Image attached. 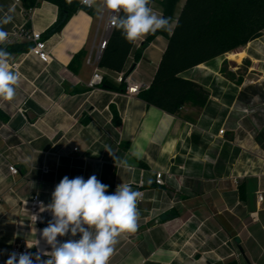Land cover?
Listing matches in <instances>:
<instances>
[{"label": "crops", "instance_id": "0c3cea01", "mask_svg": "<svg viewBox=\"0 0 264 264\" xmlns=\"http://www.w3.org/2000/svg\"><path fill=\"white\" fill-rule=\"evenodd\" d=\"M156 1L151 7L163 16ZM99 4L49 33L59 17L56 3L0 0V18L13 17L3 29L42 32L51 54L43 62L23 38L0 44L19 74L14 99H0V250L35 245L34 228L46 220L35 222L25 211L33 195L49 204L64 176L94 174L109 194L121 183L142 193L138 228L118 238L109 264H264V91L248 85L264 79L260 59L254 61L261 74L248 73L239 84L207 62L183 72L210 90L209 99L202 109L187 103L169 113L120 90L118 80L125 73L149 88L167 36L135 41L142 55L136 60L133 51L122 72L102 67L95 56L107 17L101 20ZM97 70L113 89L92 84ZM160 170L172 174L165 184L155 181ZM7 258L0 255V264Z\"/></svg>", "mask_w": 264, "mask_h": 264}, {"label": "clouds", "instance_id": "9594fccd", "mask_svg": "<svg viewBox=\"0 0 264 264\" xmlns=\"http://www.w3.org/2000/svg\"><path fill=\"white\" fill-rule=\"evenodd\" d=\"M80 2L91 8L97 0ZM151 3L152 0H103V7L111 13L110 27L120 30L128 42H135L148 34L171 30V18L158 15ZM12 19L7 13L0 18V44L9 36L2 25ZM10 58L11 54L0 47V99L5 101L14 99L19 83V74L10 69ZM108 188L94 174L87 180L83 176H64L52 191L51 202L41 205L52 216L40 230V238L48 247L27 245L36 246L35 253L0 250V255L8 257L5 264H109L118 238L138 228L137 203L142 193L123 183L114 193L109 194ZM65 236L70 238L58 240Z\"/></svg>", "mask_w": 264, "mask_h": 264}, {"label": "trees", "instance_id": "16d2710c", "mask_svg": "<svg viewBox=\"0 0 264 264\" xmlns=\"http://www.w3.org/2000/svg\"><path fill=\"white\" fill-rule=\"evenodd\" d=\"M49 1L59 7V17L49 33L61 30L77 10H93V7H86L80 0H71L70 4L67 0ZM180 1L160 0L164 17H175ZM26 2L29 7H33L38 0ZM159 34L167 36L168 45L152 84L141 90L139 96L148 104L173 114L178 113L187 103L202 109L209 99L210 90L200 82L183 77L182 73L264 36V0H184L172 32L161 30L150 34L145 44ZM134 49L135 42H128L120 30L113 28L99 65L122 72ZM134 54L138 60L142 52L136 50ZM101 84L114 88L105 79ZM126 86L123 81L119 89L126 90ZM113 120L116 124L121 122L116 110Z\"/></svg>", "mask_w": 264, "mask_h": 264}, {"label": "built area", "instance_id": "2783aa9c", "mask_svg": "<svg viewBox=\"0 0 264 264\" xmlns=\"http://www.w3.org/2000/svg\"><path fill=\"white\" fill-rule=\"evenodd\" d=\"M18 1V0H17ZM103 1V0H102ZM110 11L104 9L103 5H102V16H101V20L103 18V16H106V25H105V32H104V36L99 44L98 47V51L96 53L95 56V60L97 62H99L100 57L104 51V49L107 46V42L108 39L110 37V34L113 30L114 27H110ZM23 38L25 40L31 41L33 42V47H32V52L38 56V58L40 60H42L43 62H49L51 60V54L50 51L48 49V45H47V41L43 39L42 37V32L37 31V30H31L29 28H27L26 26L14 29L13 31H11L9 33L8 39L2 44L3 46H8L10 44H13L16 40ZM9 66L10 68H14L16 69L18 67V63L16 61H13L10 59L9 61ZM102 75L100 74V72L97 70L94 73L93 76V80H92V84H98L102 82ZM119 82H123L125 81L127 86H126V90L129 94H138L144 87L145 84L141 81L138 80H134L132 79L129 75H126L125 73H121L119 78H118ZM225 129L222 128L219 130V133H224ZM78 148L76 147L75 150H77ZM9 171L11 173L17 174L18 173V168L15 165H9L8 166ZM49 168H44V172H49ZM169 175L171 176L172 174H168L167 172H165L164 170H160L156 173V178L155 181L157 184H165V179L166 176ZM260 198H262V196H259ZM26 203V202H25ZM28 204V207L25 211L29 212L30 214V218L35 221V222H41L46 220V216H51V213L47 210H44L41 205H47L45 203V201L38 195L35 194L32 196V198L26 203ZM29 245L28 243H21L18 245L16 252H31L30 249L28 248Z\"/></svg>", "mask_w": 264, "mask_h": 264}, {"label": "rangeland", "instance_id": "374dc122", "mask_svg": "<svg viewBox=\"0 0 264 264\" xmlns=\"http://www.w3.org/2000/svg\"><path fill=\"white\" fill-rule=\"evenodd\" d=\"M100 0V4L103 3V1ZM184 3V0H181L177 4V9H176V14L175 17L171 18L172 21V27L175 22V18L182 7ZM155 5H160V0H157ZM163 16H164V10L163 7L161 6ZM254 59H260L259 66L261 69H264V36L255 39L251 42H249L246 46L235 50L231 52H227L215 59H212L207 62V66L211 65L213 67H217L218 73H221L222 75L226 76L227 78H230L235 82V84H239V82L245 77L248 73H251L255 76L261 74L258 72L257 65L254 61ZM251 66H254V69H250ZM250 70H252L250 72ZM249 86H256L258 89L264 91V79L262 83L260 81L258 82H253L249 83ZM252 89V88H248ZM43 224V225H42ZM37 223L35 226V231L32 235L35 236V245H38L39 247L43 248V245L47 246L45 242L40 238V230H42L44 227L47 226V219L43 223ZM30 246V244H29ZM31 252H36L37 247L34 246L30 249Z\"/></svg>", "mask_w": 264, "mask_h": 264}]
</instances>
